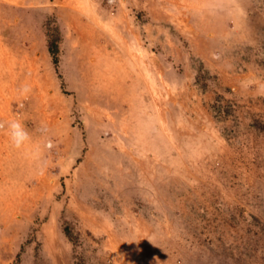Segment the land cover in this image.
<instances>
[{"label": "rangeland", "instance_id": "rangeland-1", "mask_svg": "<svg viewBox=\"0 0 264 264\" xmlns=\"http://www.w3.org/2000/svg\"><path fill=\"white\" fill-rule=\"evenodd\" d=\"M11 118L0 264H264V0L0 2Z\"/></svg>", "mask_w": 264, "mask_h": 264}, {"label": "clouds", "instance_id": "clouds-1", "mask_svg": "<svg viewBox=\"0 0 264 264\" xmlns=\"http://www.w3.org/2000/svg\"><path fill=\"white\" fill-rule=\"evenodd\" d=\"M31 92L32 87L28 83L22 84L17 89L20 108L24 107L23 101L29 97ZM37 131L40 133L42 142L34 140L33 135L21 119L0 120V132L7 136L10 146L17 151L23 152L26 156L39 159L45 150L51 151L56 145L54 140L48 135L49 129L46 125L42 124Z\"/></svg>", "mask_w": 264, "mask_h": 264}, {"label": "trees", "instance_id": "trees-1", "mask_svg": "<svg viewBox=\"0 0 264 264\" xmlns=\"http://www.w3.org/2000/svg\"><path fill=\"white\" fill-rule=\"evenodd\" d=\"M49 50L53 54L54 59H56V56L55 55H56V52H57V47L54 46V45H52V43H51V45L49 46Z\"/></svg>", "mask_w": 264, "mask_h": 264}, {"label": "crops", "instance_id": "crops-1", "mask_svg": "<svg viewBox=\"0 0 264 264\" xmlns=\"http://www.w3.org/2000/svg\"><path fill=\"white\" fill-rule=\"evenodd\" d=\"M6 1H8V2H16L18 0H0V2H6Z\"/></svg>", "mask_w": 264, "mask_h": 264}]
</instances>
